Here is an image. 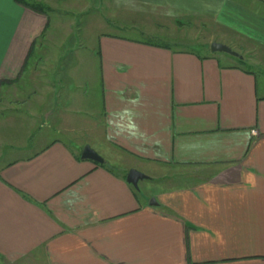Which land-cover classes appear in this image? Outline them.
Instances as JSON below:
<instances>
[{"label":"crops","instance_id":"1","mask_svg":"<svg viewBox=\"0 0 264 264\" xmlns=\"http://www.w3.org/2000/svg\"><path fill=\"white\" fill-rule=\"evenodd\" d=\"M29 1L49 13L0 0V101L36 118L43 102L63 96L51 79L43 83L52 57L39 56L46 37L55 45L47 31L60 0ZM112 1L161 9L177 28L186 13L236 28L244 64L264 71V0ZM167 28L150 24L153 33ZM95 39L100 111L88 116L76 85L64 115L47 112L56 134L75 140L82 130L90 142L46 139L0 169V264H264V81L223 53ZM80 111L89 128H78ZM47 126L39 124L41 135ZM85 145L110 157L104 166L78 158ZM145 167V180L163 182L154 196L124 177Z\"/></svg>","mask_w":264,"mask_h":264},{"label":"rangeland","instance_id":"2","mask_svg":"<svg viewBox=\"0 0 264 264\" xmlns=\"http://www.w3.org/2000/svg\"><path fill=\"white\" fill-rule=\"evenodd\" d=\"M108 2L109 0H60L58 13L49 14L51 20L47 35L56 33L55 45L50 44L48 37H46L42 45L43 53H40L39 56L42 57V61H45L48 56L52 57L55 70L43 71V83L45 84L46 80L51 79L52 83L57 87V91L62 89L63 96L61 100L53 98V102H50V99H48V102H43L41 116L36 118L30 116L27 108H22L21 110L13 109L11 106L12 102L0 101V169L14 158L31 154L32 151L29 152L26 148L35 149L46 139L57 138L69 143L77 140L90 142L92 139L91 133L88 132V134L82 130L76 132L78 139L75 138V140L71 135H65V133L56 134L52 128L54 121H49L47 112L53 108V110L57 111L55 117L64 115L67 111V102L64 100L67 90H72L76 85L81 87L80 90L77 89L80 93L88 95L86 98L89 100L88 104L91 105L87 106L89 108L88 116L94 117L92 115L96 114V111H100L101 90L99 89V84L101 82V71L98 65V57L93 52L92 46L93 42L96 41L95 37L97 35L109 34L141 42L167 43L172 47L189 51L193 50L196 53L210 51L209 45L211 42L216 40L219 43L225 42V37H227L234 41L233 45L227 46L238 53L241 52L240 54H245L244 60L247 61L246 55H249L245 53L241 44L236 43L233 39L238 31L236 28L228 29L216 26L212 24L208 17L203 16L202 19H197L191 13H186L187 16H180L174 19L182 25L177 28L172 24L173 21L169 19L166 15L167 13L162 12L161 9H158L160 14L158 15V13L154 12L156 9L152 11L150 8L146 9L138 6L127 10V7L122 2L117 1V3H114L112 1L110 4ZM152 23L153 25L161 23L165 28L169 27L170 32H167L166 29L162 32L159 29L156 33H153L150 30V24L152 25ZM69 30H72V33H68ZM72 40L75 42L81 41L80 46L82 47L80 50L67 51ZM244 67L252 69L259 77V81H264V71L262 69L247 64H244ZM43 95L45 96V94ZM77 107H80V105ZM74 115H78L79 129H81L82 125L89 128L87 127L89 125L83 120L85 115L81 111L79 114ZM88 119L90 124L92 120ZM39 124L41 126L49 125L41 132L42 135L40 134V129H38ZM12 129H14V132ZM40 135L41 139L38 140ZM35 140L36 144H33ZM79 151L80 149H76L77 153ZM99 155L102 158L103 156L107 159L110 158L102 152ZM123 165L125 166L126 164L124 163ZM123 165H118L116 168H121ZM137 171L146 175L151 173L146 167ZM173 180L174 182L172 181L171 183L175 185H183L184 182H190L185 181L186 179L183 178L177 180L176 177ZM139 183L142 195L149 197L158 193L159 184L163 182L152 184L150 180H141Z\"/></svg>","mask_w":264,"mask_h":264},{"label":"water","instance_id":"3","mask_svg":"<svg viewBox=\"0 0 264 264\" xmlns=\"http://www.w3.org/2000/svg\"><path fill=\"white\" fill-rule=\"evenodd\" d=\"M209 50L211 53H223L230 56H233L238 59H243L240 54L235 52L229 46L225 44H221L219 42L213 41L209 45ZM80 158L82 160H89L97 164H103L105 161L104 159L89 145H85L80 153ZM147 175L137 171L136 169H130L126 173V181L128 184L133 186L135 189H138V182L141 180L147 179ZM156 204L155 199H151L150 205Z\"/></svg>","mask_w":264,"mask_h":264},{"label":"trees","instance_id":"4","mask_svg":"<svg viewBox=\"0 0 264 264\" xmlns=\"http://www.w3.org/2000/svg\"><path fill=\"white\" fill-rule=\"evenodd\" d=\"M18 3L24 5L25 7L31 9L32 11L36 12V13H42V14H47L50 11V8L47 7L46 5L39 3V2H31L29 0H16ZM164 47V46H163ZM97 55L99 56V54L97 53ZM238 59V58H237ZM240 64H244L245 60L244 59H238L237 60ZM80 157V154L78 155V158ZM99 166H104L103 164H100ZM126 176V173L124 175V177Z\"/></svg>","mask_w":264,"mask_h":264}]
</instances>
